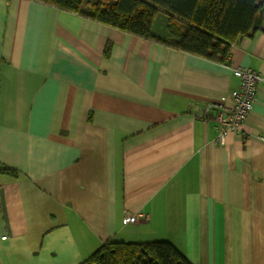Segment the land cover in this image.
<instances>
[{
  "label": "crops",
  "instance_id": "0c3cea01",
  "mask_svg": "<svg viewBox=\"0 0 264 264\" xmlns=\"http://www.w3.org/2000/svg\"><path fill=\"white\" fill-rule=\"evenodd\" d=\"M236 69L264 75V32L217 62L0 0V264H83L110 240L264 264V82L242 133L218 137Z\"/></svg>",
  "mask_w": 264,
  "mask_h": 264
},
{
  "label": "trees",
  "instance_id": "16d2710c",
  "mask_svg": "<svg viewBox=\"0 0 264 264\" xmlns=\"http://www.w3.org/2000/svg\"><path fill=\"white\" fill-rule=\"evenodd\" d=\"M35 1L217 62L228 59L231 44L264 32V0H99L88 9L86 0ZM162 12L168 17L166 39L153 33ZM83 264L191 263L168 241L110 240Z\"/></svg>",
  "mask_w": 264,
  "mask_h": 264
},
{
  "label": "built area",
  "instance_id": "2783aa9c",
  "mask_svg": "<svg viewBox=\"0 0 264 264\" xmlns=\"http://www.w3.org/2000/svg\"><path fill=\"white\" fill-rule=\"evenodd\" d=\"M234 75L240 80V86L231 94L232 105H215L218 110V137L222 143L229 135L242 133L257 100L258 85L264 82V75L250 69H236ZM260 139L264 141V137ZM142 219H148V216L143 213H127L125 222L137 223ZM6 239L7 236H3L0 240Z\"/></svg>",
  "mask_w": 264,
  "mask_h": 264
},
{
  "label": "rangeland",
  "instance_id": "374dc122",
  "mask_svg": "<svg viewBox=\"0 0 264 264\" xmlns=\"http://www.w3.org/2000/svg\"><path fill=\"white\" fill-rule=\"evenodd\" d=\"M89 1H93V0H89ZM95 2H97V1H99V0H94ZM103 1H105V2H111V1H113V0H103ZM85 9H88V7H84ZM161 19H164L165 21H167V19H168V17H167V15H165V14H162V13H160L158 16H157V18H156V21H155V28H154V31L156 32V33H160V34H164L165 35V33H166V29L165 30H163L162 28H160L161 27ZM167 28V27H166Z\"/></svg>",
  "mask_w": 264,
  "mask_h": 264
}]
</instances>
